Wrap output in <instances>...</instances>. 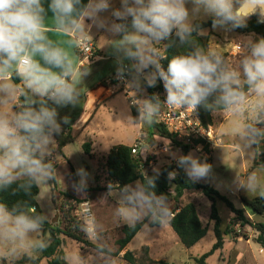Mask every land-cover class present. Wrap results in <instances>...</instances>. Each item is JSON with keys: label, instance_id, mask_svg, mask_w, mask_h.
Segmentation results:
<instances>
[{"label": "rangeland", "instance_id": "obj_1", "mask_svg": "<svg viewBox=\"0 0 264 264\" xmlns=\"http://www.w3.org/2000/svg\"><path fill=\"white\" fill-rule=\"evenodd\" d=\"M114 3L115 5H113ZM186 6L189 8L191 24L197 20L207 21L211 18L202 12L193 13L191 3ZM119 9H121V0H113L112 7L102 11L95 18L93 33L99 35L103 56L106 58L104 61L89 67L86 65L80 73L76 74L74 71L78 67L80 59L76 56L74 49L66 51L68 58L72 59L73 76L71 79H75L73 84L77 93V100L74 104L58 106L48 97L38 95L41 101L39 104L30 102L25 106L22 100L19 103L14 102L13 87L9 88L10 93L6 94L4 98L3 91L6 88L0 87V113L12 118L27 107L38 109L43 105L55 108L57 122L60 125L58 132L65 128L81 108L83 109L88 90L99 86L108 89L107 94L112 98L107 102L100 100L99 104L103 103L97 110L95 108L92 111L91 97L89 98L86 111H92L93 118L88 128L84 129L85 132L80 136L72 133L77 136L76 140L65 150V155L74 167L81 187L75 186L70 166L58 153L54 136L49 134L42 157L49 166L48 176L38 182L40 188L38 202L49 223L63 228L64 222L69 218L78 217L84 222L91 242L112 253L118 249L116 241L123 237L122 227L133 226L143 221L149 208L147 203L129 200L131 193L142 190L140 182L130 185L124 191H107V189L116 187L103 179H97L99 162H103L110 151L119 145L133 147L138 143H140V150L136 156H141L143 160L151 158L154 162L152 167L144 170L145 173L149 170L159 172L167 164L178 163L182 156L181 150L175 145L152 134L149 130L152 120L149 122L141 119L140 116L139 120L135 122L128 102L129 96L122 89L124 87L115 88L113 84L107 83L110 78L105 77H110L113 72L117 71L120 63L125 59V52L120 45L122 35L113 29L116 22L112 15L115 10ZM127 31L131 32V27H128ZM200 34L209 37L208 53H216L220 56L221 67L240 72L241 87L245 86L241 61L249 54L250 44L258 41L261 37L238 34L227 25L215 26L211 31L203 30ZM237 46H242V53H237ZM149 47L157 50L158 59L164 52L163 41L151 42ZM16 69L17 66L13 64L7 72L12 75ZM54 71H59V69H54ZM154 71L155 69L151 66L141 69L137 62L130 64L131 86L135 90L134 94L140 99L146 96L147 81L145 79ZM133 72H137L138 76H132ZM1 80L0 85L6 84L8 87V84H11L14 86L13 81L3 82V79ZM27 90L32 92L29 88ZM23 98L27 99V94H24ZM254 99V96L249 95L240 112L227 109L214 114L213 126L209 127L208 131L212 132L219 141V147L215 146L214 142H206L193 150L197 151V155L194 153L193 157L209 166L206 176L194 180L214 187L222 195L228 197L239 209L244 208L242 197L252 200L264 196V169H252L255 159L254 143L256 139L254 134L264 131V111L255 107ZM63 116H71V118L65 117L67 118L65 119ZM86 143L92 144V158L85 153L83 146ZM211 163L212 165H210ZM52 173L55 175V181L52 180ZM24 177L26 176L21 175L17 179ZM97 187L105 188V190L89 192L84 190ZM63 194L81 199L84 203L77 204L74 200L64 197ZM188 203L195 204L203 226L208 229L207 236L192 249H186L169 226L172 214ZM217 205L223 229L230 231V234L225 236L223 249L216 251L207 260V264H264V247L257 243L259 233L251 226L242 227L223 203L218 202ZM164 207L167 209L166 215H161L158 206L156 212L157 216H162L160 218L162 226L151 228L147 223L117 257L103 255L92 248L82 247L67 237L61 236L67 262L69 264H129L124 259L127 251L133 252L140 262L145 257V247H148L149 256L156 261H165L168 264H197V260L212 251L217 242L213 229L214 222L210 219L211 203L200 192H187L178 203L164 199ZM249 218L254 221L253 217ZM51 241L50 234L44 233L39 228L36 232L29 233V242L23 247L18 243L0 242V264H15L26 256L31 259L40 258L42 249L48 246ZM41 244L43 247L40 246ZM40 264H48V261L43 259Z\"/></svg>", "mask_w": 264, "mask_h": 264}, {"label": "clouds", "instance_id": "obj_2", "mask_svg": "<svg viewBox=\"0 0 264 264\" xmlns=\"http://www.w3.org/2000/svg\"><path fill=\"white\" fill-rule=\"evenodd\" d=\"M80 3L81 0H51L49 7L61 25L67 20L79 28L73 14ZM188 3L193 5V13L212 17L214 27L227 24L244 27L252 16L264 23V0H121V9L115 10L113 16L119 21L130 20L132 31H127L123 23L114 24L113 29L122 35L120 45L126 58L135 60L141 69L150 66L155 69L147 79L148 86L162 80L166 103L170 106L194 108L218 93L216 103L230 111H242L249 95L254 96L255 107L264 111V38L251 43L249 54L241 61L247 92L241 87V73L221 67V58L216 53L196 48L173 57L166 69L160 64L157 50L149 45L167 40L173 33L182 44L188 39L193 31ZM108 8V0H95L91 4L94 14ZM43 13L41 0H0V79H5L8 69L15 64L32 92L48 97L58 106H68L77 100L76 89L70 82L72 64L66 52L47 40ZM37 55L43 64L35 59ZM157 108V104L146 101L140 110L141 119L150 122ZM59 128L55 108L27 107L12 118L0 113V189L10 186L21 175L36 182L48 176L43 150L49 134L58 132ZM178 164L192 179L209 172V166L192 155L181 156ZM153 199L161 215H166L163 197L157 198L143 190L129 196V200L149 205ZM40 226L41 217L17 212L15 208L9 211L0 203V242L23 247L29 242V233L36 232Z\"/></svg>", "mask_w": 264, "mask_h": 264}, {"label": "trees", "instance_id": "obj_3", "mask_svg": "<svg viewBox=\"0 0 264 264\" xmlns=\"http://www.w3.org/2000/svg\"><path fill=\"white\" fill-rule=\"evenodd\" d=\"M118 23L127 25V28L131 27L130 20L118 21ZM192 26L193 31L183 44L175 33H173V35L167 40H163L164 52L159 58V62L165 69L167 68L168 62L177 55L188 54L196 48L208 53L209 37H204L200 33L203 30H212L214 27L213 18L211 17L207 21H194ZM227 26L241 35H257L264 38V23L258 22L257 16L249 18L244 27L237 28L233 27L231 24H227ZM98 55L97 51L95 58ZM126 70H129L130 72V66ZM125 71L121 70V72ZM11 79L16 84H19L22 81L17 72L11 75ZM242 89L247 92L246 85L242 86ZM218 95V93L214 94L209 97L205 103L197 106L202 124L206 129L213 126L215 113L227 110V108L216 103ZM21 100L25 101L23 98H21ZM131 111L135 122H137L140 117L139 109L131 106ZM79 115L80 114L76 115L67 123L65 126L67 132L52 133L56 141L57 151L70 166L73 181L77 188L81 187V185L77 180L74 167L64 153V148L74 143L76 140V136L72 135V133L74 131V123L79 118ZM151 120L152 123L149 125V130H151L152 134L159 137V139L175 145L181 150L182 156L188 155L197 146L206 143L204 140L200 139L194 141V146L186 145L174 139L171 132L161 124L157 123L154 119ZM254 137L256 139L254 143L255 159L252 169H264V131L256 132ZM83 147L85 153L92 158V144L86 143ZM132 150V146L126 145H119L113 148L108 156L104 158L103 162H99L97 179H103L115 185L116 188L107 189V191H124L130 185L140 182L142 190L146 194L154 193L157 198L163 197L165 200H173L176 203L180 202L187 192L202 193L211 203L210 219L214 222L213 229L217 242L212 251L197 260V264H207V260L213 256L216 251L223 249L225 236L230 234V231L223 229L222 219L217 205L218 202L223 203L230 210L234 219L239 221L242 227L251 226L255 229L259 233L257 243L264 247V221H262L264 220V196L252 200L242 197L241 201L244 208L239 209L228 197L222 195L214 187L199 183L190 178L187 175L185 168L179 166L178 163L167 164L163 166L159 172L149 170L145 173V169L152 167L150 166V162L152 161L151 158H147V160L144 161L141 156L134 155ZM43 162L46 164L44 159ZM51 177L52 180L55 181L54 173L51 174ZM150 180L152 181V184H149ZM21 185H25V187H21ZM84 190L86 192L103 191L105 188H85ZM39 194L40 188L38 182L32 181L27 176L17 179L7 188L0 189V203H3L9 211H12V209L15 208L17 212L23 211L29 215L41 217L40 229L44 233H49L52 239L51 243L42 249V256L40 258L31 259L26 256L15 264H40L43 259H46L48 264H69L65 258V251L63 248L64 242L61 236L67 237L78 245H82V247L92 248L103 255L117 257L128 247L147 223H149L151 228H159L162 226L160 220L162 216H157V204L156 200L153 199L151 205L147 204L149 212L143 221H140L133 226L122 227L121 232L123 237L116 241L118 249L116 252L112 253L106 248L91 242L87 235L84 222L78 217L69 218V220L64 222L63 228H59L49 223L38 202ZM63 196L74 200L77 204L84 203L83 200L74 197L71 198L68 194H63ZM32 209H35V211L33 212ZM173 215L174 216L169 221V226L177 234L180 243L186 249H192L207 236L208 229L203 226L195 204L188 203L179 208ZM250 216L254 218V221L250 220ZM144 251L145 257L143 260H140V262L136 259L134 253L130 251L125 253L124 259L129 264H168L165 261H156L152 259L149 256L148 247H145Z\"/></svg>", "mask_w": 264, "mask_h": 264}, {"label": "crops", "instance_id": "obj_4", "mask_svg": "<svg viewBox=\"0 0 264 264\" xmlns=\"http://www.w3.org/2000/svg\"><path fill=\"white\" fill-rule=\"evenodd\" d=\"M112 1L109 0V9L112 7ZM51 3V0H41V5L44 8V13L43 15V27L45 29V35L47 37V40L52 43L53 46L61 48L64 52H69L70 49H74V52L76 53V56L78 57L77 54V44L79 40H89L91 41L95 47L98 50V56L94 58L92 61H90L87 65V67L92 66V65H97V63L104 61L106 58L103 56V47L99 41V35H96L93 33L94 27H95V18L101 13L95 14L92 13L91 11V4L95 3V0H81V3L77 5V12L73 14V18L77 20L79 24V28H75L72 26L67 20L65 21L64 25H61L60 21L58 18L53 14L51 11L49 5ZM115 5V3L113 4ZM114 21L118 23L119 20H117L113 15H112ZM84 37V38H83ZM124 57L126 58V55L124 53ZM79 58V57H78ZM35 59L40 61L41 64H43V61L39 57V55L35 56ZM69 60L72 62V59L69 58ZM122 63V62H121ZM121 63L117 71L113 72L110 77H105V78H111L112 76L118 74L121 72ZM136 63V61L134 62ZM86 67V66H85ZM85 67H82L81 63H78V67L74 71L76 74L80 73L82 69ZM17 72V69H16ZM132 76H138L137 72L131 73ZM150 76V74H149ZM104 78V79H105ZM22 81L19 84H16L12 79H11V74L7 72L6 78L3 79L4 81H13V85L8 84V87L3 91V98L5 97L6 94L10 93L9 88L13 87V98L14 102L19 103L21 98H23L24 94H27V99L23 101V104L26 106L30 102L34 103H40L39 96L35 93H32L27 90V84L26 81L21 77ZM103 79V80H104ZM145 79V78H144ZM148 79V78H147ZM75 79H71L70 82L73 83ZM146 81V79H145ZM2 80L0 79V84ZM108 89H106L103 86L96 87L95 89H90L87 91L85 95V101H84V106L83 109L79 111L78 114L79 118L75 121L74 126H73V132L77 134V136H80L82 133L85 132V130L88 128L91 120H92V111L100 105H102L103 102H107V100L111 99L112 96L108 95ZM108 95V96H107ZM90 103H91V108L92 111L87 112V104L89 103V98ZM115 97V96H114ZM24 99V98H23ZM100 100H104L103 102H100ZM129 102V101H128ZM130 105V104H129ZM131 108V105H130ZM81 112V113H80ZM87 112V113H86ZM77 114V115H78ZM86 114V115H85ZM71 118V116H63ZM67 119V118H65ZM85 129V130H84ZM61 132H67L66 128H62ZM76 136V137H77ZM55 143L53 144V146ZM71 145V144H70ZM69 146V145H68ZM67 147L64 148V153ZM194 153L196 154L197 151H191L188 155L195 156ZM197 155V154H196ZM212 165V163L210 164Z\"/></svg>", "mask_w": 264, "mask_h": 264}, {"label": "built area", "instance_id": "obj_5", "mask_svg": "<svg viewBox=\"0 0 264 264\" xmlns=\"http://www.w3.org/2000/svg\"><path fill=\"white\" fill-rule=\"evenodd\" d=\"M236 49L237 53L243 52L242 46H237ZM97 51V48L91 41H78L77 54L82 67H85L92 59L95 58ZM107 83L110 85L113 84L115 88L124 87L122 89L123 92L129 96V104L132 107L138 108L139 112L146 101H151L153 104H157V112L152 117V119L171 132L174 139L190 146H194V141L200 139L207 143L214 142L210 137L211 132L208 131V129H206L202 124L197 107H174L166 103V91L163 87L162 80L157 79L155 86L153 87H149L148 83L146 82V96L143 99H140L136 94H134L135 90H133L131 86L129 70H126L125 72H119L112 78L108 79ZM139 145L140 143L133 146L132 153L134 155L138 154L140 150ZM144 161H146V159ZM153 163L154 162L152 160L150 162V166H152ZM173 216L174 215L172 214V217Z\"/></svg>", "mask_w": 264, "mask_h": 264}, {"label": "water", "instance_id": "obj_6", "mask_svg": "<svg viewBox=\"0 0 264 264\" xmlns=\"http://www.w3.org/2000/svg\"><path fill=\"white\" fill-rule=\"evenodd\" d=\"M134 62H135V60H129V59L125 58V59L122 61V63H121V70H122V71H125L126 69L129 68L130 64H131V63H134Z\"/></svg>", "mask_w": 264, "mask_h": 264}, {"label": "bare ground", "instance_id": "obj_7", "mask_svg": "<svg viewBox=\"0 0 264 264\" xmlns=\"http://www.w3.org/2000/svg\"><path fill=\"white\" fill-rule=\"evenodd\" d=\"M210 137L214 140L215 146L219 147V141L214 137V134L211 132Z\"/></svg>", "mask_w": 264, "mask_h": 264}]
</instances>
